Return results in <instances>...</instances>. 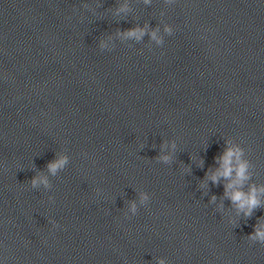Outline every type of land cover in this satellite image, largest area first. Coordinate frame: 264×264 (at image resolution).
<instances>
[{
    "label": "clouds",
    "instance_id": "1",
    "mask_svg": "<svg viewBox=\"0 0 264 264\" xmlns=\"http://www.w3.org/2000/svg\"><path fill=\"white\" fill-rule=\"evenodd\" d=\"M124 10V9H121ZM166 31H171V29H166ZM129 37H136L139 39L145 34L144 29L135 28L130 29L124 33ZM153 39H157L156 33L151 34ZM160 42L159 40L157 41ZM173 147L175 145L173 144ZM242 150L239 147H229L225 150L223 155L218 158L220 161V168L213 172L208 178L216 184L219 183L221 177L228 179L230 182L225 185V196H227L231 202L236 205L238 210L243 211L245 216H251L254 209L261 206V202L258 199V191L264 192V188L257 189L255 186H252L250 190L245 193L240 190L244 181H246L249 176L247 173L248 165L246 162L241 160ZM165 162L169 160L168 156L161 157ZM235 161V163H234ZM67 162V157H60L52 162H50L47 167L48 170L55 174L56 171L62 168ZM32 186L35 187L38 183H43L47 186L48 181L44 177L33 178L31 181ZM146 195L141 196V201L147 200ZM215 199V197H213ZM131 211L136 212V205L133 202L131 204ZM249 239L252 241H257L260 244H264V225L256 226L254 232L249 236ZM158 264H164L163 260H160Z\"/></svg>",
    "mask_w": 264,
    "mask_h": 264
}]
</instances>
